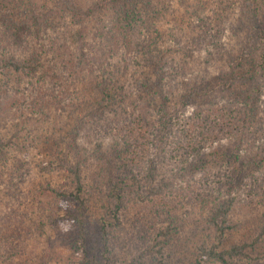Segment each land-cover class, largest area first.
<instances>
[{
	"label": "trees",
	"instance_id": "1",
	"mask_svg": "<svg viewBox=\"0 0 264 264\" xmlns=\"http://www.w3.org/2000/svg\"><path fill=\"white\" fill-rule=\"evenodd\" d=\"M64 18L70 20L60 26ZM1 24L15 42L32 34L37 48L30 58L0 62V75L5 69L7 75L21 76L40 70L63 81L56 66L44 65L50 54L68 77L58 87L61 99L45 114L49 126L33 140L17 137L13 144L0 135V161L12 158L23 166L32 150L60 158L68 184L49 181L43 186L32 178L25 191L12 185L17 206L9 212L0 209V258L3 252L24 250L30 213L38 211L43 213L39 226L44 219L70 226L68 246L81 254L82 264H114L117 245L126 254V261L117 264H189L188 254L195 264L201 258L206 264L252 260L250 250L264 246V211L252 238L229 245L225 239L237 227L231 221L237 202L264 210V177L257 173L264 168V0H0ZM229 29L233 37L225 40ZM50 30L43 42L40 36ZM9 86L2 90L0 84L4 107L13 96ZM218 89L234 95L223 105L210 104ZM191 102L195 111L177 120L178 109ZM174 117L179 126L185 123V131L198 133L197 143L191 135L181 142L165 137ZM83 128L94 136L90 145L80 142ZM233 135V142L242 144L251 135L263 139L259 145L246 141V148L222 143L204 152V138L228 140ZM15 145L21 158L9 153ZM215 158L222 159L215 180L203 174L195 183L196 197L186 200L211 203L207 218L195 223L208 232L186 253L182 238L194 236L174 214L183 209L178 198L183 191L175 182L182 173L212 166ZM22 169L8 172L2 166L0 180L21 176ZM242 190L247 193L243 199ZM166 194L165 207L153 211L154 229L131 226V200L135 206L147 205ZM95 208L101 210L99 216ZM133 249L136 255L127 260Z\"/></svg>",
	"mask_w": 264,
	"mask_h": 264
},
{
	"label": "rangeland",
	"instance_id": "2",
	"mask_svg": "<svg viewBox=\"0 0 264 264\" xmlns=\"http://www.w3.org/2000/svg\"><path fill=\"white\" fill-rule=\"evenodd\" d=\"M31 1V0H28ZM33 1V0H32ZM45 3L47 0H34L39 4ZM241 4H238L236 9L240 7ZM240 11V9H239ZM69 18H64L60 23V26ZM229 28V26H228ZM61 29V28H60ZM228 30V29H227ZM225 31L223 33V38L226 40L228 38L233 37V32L229 29V31ZM49 34H52L51 30L47 32V34H42L40 37L44 40L47 38ZM12 35L7 33L3 27L0 25V62L5 60H16L19 61L21 59L30 58L32 51H34L37 47L34 45L35 39L32 37V34L26 35L22 42H15L13 41ZM13 41V42H12ZM48 44V43H47ZM264 60V59H263ZM48 61V62H47ZM56 63V65L54 64ZM49 67L57 69V74L62 76L64 80L68 77L67 72L63 69L62 71V63L61 61L56 58L52 57V55L48 54L46 56V62L44 64ZM198 68L203 70V65H200ZM48 71V70H47ZM0 72H3L1 64H0ZM6 69L4 73L0 75V84L2 85V90H5L7 86H9L8 90L12 96L9 98L7 102V106L0 105V135L1 138L5 140H12L13 144L16 141L17 137H22L23 139L26 137H30V139L35 137L38 134L39 130L42 128H46L48 125L46 121V113H48L47 109L53 110L55 104H57V99H61V94L59 93V86L63 85V81L61 79L58 81L53 78V76L49 75L47 77V73H41L40 70L35 75H15V74H6ZM203 74V73H202ZM228 80L225 79L224 83H227ZM3 95V94H2ZM234 94H230L225 89H218V92L212 94L209 97L210 104H218L223 105L226 102L230 101V97ZM3 102V101H2ZM204 102V101H203ZM201 102V103H203ZM208 102V103H209ZM35 105V107H34ZM193 104H189L178 109L177 116L179 121H183V115L189 116L192 112L195 111L193 108ZM148 114L154 117L155 121H158V116L153 111H149ZM143 117V116H142ZM145 118V117H143ZM175 117L173 119L174 125L170 129L167 130V134L165 137H168L170 141L178 142L184 141L185 137H191L193 145L196 142V134L197 132L192 131H185L184 125L179 126L176 124ZM154 134L155 132H151ZM152 134L148 137L151 139ZM222 133L219 131L215 136L218 137ZM10 138V139H9ZM179 138L177 141L176 139ZM234 135L231 136L228 140L221 138H204L202 140V145L204 147V152L207 154L211 153V150L214 146L227 143L232 144L234 147H238L243 145L242 147L246 148L248 146L247 142H254V145H259L262 143L263 138L257 139L256 135L249 136L246 141L244 139L243 144L239 143V141L233 142ZM23 139H21V143H23ZM28 139V140H30ZM31 141V140H30ZM80 142L83 145L89 144L94 142V136L91 133L89 128H83L80 131ZM183 143V142H182ZM19 146V144H18ZM18 146L15 145L13 149L9 151L10 154L17 155L21 158L19 154ZM160 150V149H159ZM158 150V151H159ZM32 154L25 160L23 166L17 165L15 160L10 158L3 164L1 161L0 163V171L2 170V166H4L6 171H10L11 167H22L21 176L18 174L15 176L2 177L0 180V209L2 210H10L13 207L17 206V201L15 200V194H11L13 192L12 185L18 183L25 191L27 182L29 179L36 178L39 182V185L46 186V182H53L58 185L68 184L66 183L65 178L63 176L62 168L60 164V158L50 157L39 154H33L34 150L30 151ZM193 152H196L195 149ZM154 155L156 154V150H153ZM247 154V153H245ZM157 156V157H156ZM154 163L159 164L156 161L158 157L161 155L157 152ZM211 158V157H209ZM217 159V158H215ZM218 161H222L221 158H218L215 163L217 165H212L210 167L205 166L203 170H196V172H191V174L182 173V175L178 176L176 179V186H181V191H183L182 195H179V201L183 209L179 210L178 212H174V214L179 219V223L185 226V231L193 232V239H184L182 241L185 243V248L182 250L186 253H190L191 247L193 245H198L204 239L205 234L208 232L201 231L203 227L197 226L195 223L198 222L197 219L200 218H207L211 203L207 201H199L194 203L186 202L190 195L196 197V187L195 183L202 179L203 174H207V176L213 177L215 180V173L217 166L221 163H217ZM183 163V162H182ZM163 169V168H162ZM188 169V166H187ZM224 170L219 172L221 175ZM258 175L264 177V168H261L258 172ZM256 173V174H257ZM261 183V182H260ZM87 185L93 189L94 183L90 178L87 179ZM175 189H178V188ZM257 192L260 191L259 188H256ZM43 194V191H40ZM87 195L90 194V191L87 189ZM180 194V192H178ZM247 193L242 190L240 192V197L243 199ZM258 194V193H256ZM18 197H20L18 195ZM169 195L166 194L165 196H160L154 198L156 201H152L149 204L135 206L136 202L130 201L131 208L130 213L128 215V219L130 222L139 225V227L147 228L148 230L154 229L155 221L154 218V210L157 208L165 207V201L168 199ZM45 198V197H44ZM17 199V198H16ZM19 199V198H18ZM155 203V204H154ZM135 206V208H134ZM63 211V210H62ZM97 213V216L100 215L99 209L95 208L94 210ZM264 211L263 209L259 208V211L253 207H250L245 203V201L240 200L233 206V210L231 211V221L237 224V227L230 231L226 236L225 243L229 245L234 243L238 240H246L252 238L257 232V226L259 225V220L261 218V212ZM9 212V211H8ZM62 213H65L62 212ZM43 213L42 212H32L30 213V221L28 223H32L31 226V233L29 237H27V242L24 245V250L20 252L17 250L16 252H12L10 254H5L4 252L1 254L0 264H82L83 257L79 253H75L72 249L69 248V239L73 235V230L70 229V226L67 224H50L47 223L46 219L41 222L39 226V222L42 219ZM17 219V216L15 217ZM66 220V218H65ZM93 221H97V218L94 216ZM142 226H141V223ZM95 226V225H93ZM157 227V225L155 226ZM119 237L122 235L118 233ZM184 237H186L184 235ZM120 238L117 239L119 241ZM137 250H140L137 249ZM113 256H114V264L126 261V254L120 251V246L117 245L114 247ZM136 250L133 249V252L130 253V256L127 257V260L133 258L136 255ZM250 254L252 256V260H244V259H235L231 264H264V246L260 245L256 248L250 250ZM12 255V256H11ZM195 258L188 254V257L185 262H189V264H195ZM191 262V263H190ZM198 264H206L203 262L202 258L200 259ZM208 264H219L216 262L209 261Z\"/></svg>",
	"mask_w": 264,
	"mask_h": 264
}]
</instances>
